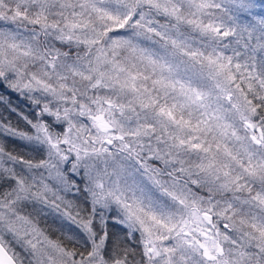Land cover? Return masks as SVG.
<instances>
[{
	"label": "snow or ice",
	"instance_id": "6c2138e0",
	"mask_svg": "<svg viewBox=\"0 0 264 264\" xmlns=\"http://www.w3.org/2000/svg\"><path fill=\"white\" fill-rule=\"evenodd\" d=\"M0 264H264V0H0Z\"/></svg>",
	"mask_w": 264,
	"mask_h": 264
}]
</instances>
